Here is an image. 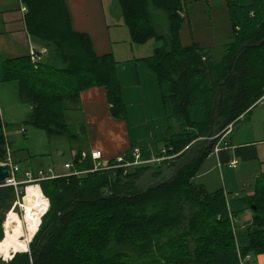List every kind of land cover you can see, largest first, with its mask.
<instances>
[{"label": "trees", "instance_id": "trees-1", "mask_svg": "<svg viewBox=\"0 0 264 264\" xmlns=\"http://www.w3.org/2000/svg\"><path fill=\"white\" fill-rule=\"evenodd\" d=\"M22 1L30 35L47 47L42 58L6 61L5 78L17 80L22 100L33 106L25 124L51 140H79L67 113L80 108L82 92L94 86L106 89L113 116L125 118L113 54L98 55L91 36L74 29L65 0ZM119 3L131 41L157 43L142 59L160 82L168 138L158 157L166 158L129 166L115 158L110 167L95 168L91 154L83 157L78 149L72 159L78 174L36 181L49 209L30 243L5 264H241L248 255H263L264 173L252 194L231 199L196 178L224 130L233 124L231 134L264 96V0H227L232 35L219 60L196 42L182 44L185 0ZM157 10L167 15L168 35L157 31ZM7 148L0 119V160ZM122 158L134 161L131 151ZM20 171L17 186L0 183L3 211L24 195L28 183ZM246 206L253 218L239 235L232 218ZM3 223L0 214V240Z\"/></svg>", "mask_w": 264, "mask_h": 264}, {"label": "crops", "instance_id": "crops-1", "mask_svg": "<svg viewBox=\"0 0 264 264\" xmlns=\"http://www.w3.org/2000/svg\"><path fill=\"white\" fill-rule=\"evenodd\" d=\"M65 1L74 29L91 36L98 55L113 54L117 60V74L122 85L123 101L127 110L125 118L115 117L112 114L111 104L108 102L104 87L94 86L84 90L81 94V107L67 113L68 122L73 112H81L84 114L82 121L73 124L70 123L71 121L69 122L78 130L77 132H82L84 128L85 134L88 133L89 129H92L91 132L98 131L103 135L117 127L115 130L118 134V141L109 150L98 144L76 145L71 147L72 159L77 155L78 149H82V155L84 152L91 154L92 151L99 150L102 153L100 161L108 163L115 159L114 157H117L116 159L124 157L128 151H131L134 156V149L139 148L143 162H154L168 137L165 134L167 118L158 74L142 59L151 55L153 50L150 53L146 49V52L142 53L141 50L144 45H137L131 41L119 0ZM185 2L187 8L183 13L186 17L184 24H188L192 33V25L197 27V23L201 22L200 19L207 22L211 19L217 20L219 17L220 19L226 17L229 19L230 34L232 35L227 0H185ZM193 6L195 14L192 13ZM26 12L27 6L22 0H0V119L6 138L7 140L11 138V141L13 134L25 135L27 133L26 127H36L25 124V120L31 114L33 106L22 100L18 81L5 78L6 61L32 54L33 50L36 53L39 52L40 54L36 55L41 58L47 53L46 44L30 35L25 20ZM209 36L210 34H208ZM201 37L204 38L203 34H197V40H193L192 43H198L200 47L208 49L212 55L214 42L212 40L205 42ZM125 44H127L126 47ZM258 105L264 104H257L256 106ZM29 130L34 132L33 129ZM44 132L48 140L51 141L46 131ZM233 132L221 136L218 141L221 149L217 154L209 156L202 166V168L205 166L208 159H215L216 167L218 169L222 168L223 179L221 186L210 192L223 189L229 199L252 194L255 182L264 173V166L262 165L264 163V138L242 140L232 138ZM40 137L42 140L45 139L43 136ZM11 153L12 162L17 164L19 170H21V150L12 149ZM32 157L35 158V156ZM72 159L64 163V168L65 164L72 161ZM232 161L237 162L235 166L230 164ZM242 166L253 170L254 184L247 188H245L246 184L245 179L241 176L242 173L238 174ZM50 168L54 175L60 174L54 172L52 167ZM50 168H35L30 164L25 167L24 174L26 171H30L34 176H37L39 171L48 172ZM68 172L69 169L61 174ZM198 176L200 177V174ZM200 183L206 188L203 182ZM247 210H251L249 206L245 207L242 214ZM252 218L253 213L251 210V213L243 219V225L246 229L251 225ZM237 219L238 217L233 221L236 223ZM12 257L4 259L0 256V264H5ZM259 259L261 264H264V254L259 255Z\"/></svg>", "mask_w": 264, "mask_h": 264}, {"label": "rangeland", "instance_id": "rangeland-1", "mask_svg": "<svg viewBox=\"0 0 264 264\" xmlns=\"http://www.w3.org/2000/svg\"><path fill=\"white\" fill-rule=\"evenodd\" d=\"M192 13L195 14L194 6L192 7ZM154 16H155L154 18H156L155 24L158 33L168 35L169 30H168V20L166 13L157 10L154 11ZM200 21L201 22L197 23V27H193L192 25L193 33L190 30L187 23H185L182 26L180 32L181 42L183 45H189L190 43H192L193 40H197L196 39L197 34L199 35L201 33L204 36V38L203 37L201 38L205 42H207L208 40H212L214 42L213 51H212L213 59L219 60L222 57L224 45L226 42L230 40V36H231L230 34L231 27H230L229 19L226 17L220 19L219 17V19L217 20L211 19V21H207V22L205 21L206 23L202 19H200ZM208 34H210L209 37ZM156 44H157L156 41L154 39H151L146 45L143 46L141 50L142 53L146 52V49L147 52L149 51L151 53L154 46H156ZM126 45L127 44H125V47ZM83 116L84 114L81 112L79 113L73 112L69 117L71 121L69 122L71 124L80 122L83 120L84 118ZM26 129H27V133L25 135L13 134L14 136L12 137V141L11 138H8L10 140V141L8 140L9 141L8 146L11 152L12 149L21 150L20 159L22 160L21 162L22 168L21 171L18 172L19 174L23 173L25 167L29 166L30 164H32V166L35 168L40 167L43 169H48L52 167L54 169V172L61 174L68 170L64 168V163L72 159L71 147L80 144L90 145L91 143V145L98 144L100 146H104L109 150L112 149V147H114L118 141V134L117 131L115 130L117 129V127L114 128L112 131H109L108 133L103 135L98 133V131L91 132L92 129H89L87 134L79 131L78 133L80 134V138L79 140H77V142L76 141L72 142L67 138H54L51 141H49L43 130L33 127H26ZM29 129H33L32 131L34 132H30ZM74 130L78 131L76 128ZM40 136H43L45 139L42 140ZM231 137L242 140H254V139L257 140L260 138H264V105L255 106L251 110V112H249L242 119H240L235 124L234 132L231 135ZM32 156H35V158ZM213 165H214V169H213ZM262 165L264 166V163ZM249 167L251 166L249 165ZM249 167L242 166L238 171V174L242 173L241 176L245 179V184H246L245 188L250 187L252 184H254L253 183L254 177H252L253 170L252 168ZM220 169L216 167L215 159H208L205 163V166L201 169L199 173L200 177L198 176L196 178L197 182L198 183L203 182L206 185L208 191L215 190L216 188L220 187L222 184L223 172H222V168ZM30 184H36V183L32 182L29 183L28 185ZM27 186L23 187V190L21 189L24 192L23 195L24 197L26 195ZM22 202L23 201H21V203ZM13 206L12 208H14ZM23 209H24L23 207L21 208L19 206L15 207L14 209L22 219L25 214V211ZM8 212L9 211H3L0 209V214H4V222ZM249 213H251V210H247V212H244L243 214L241 212L238 215L236 224L239 235L247 231V229L243 225V219H245L249 215ZM24 226H26L25 222H24ZM3 227H4V223H3ZM26 244L27 243H24V245ZM14 254L12 256H14ZM248 260H251V264H261L259 256L254 254H251Z\"/></svg>", "mask_w": 264, "mask_h": 264}, {"label": "bare ground", "instance_id": "bare-ground-1", "mask_svg": "<svg viewBox=\"0 0 264 264\" xmlns=\"http://www.w3.org/2000/svg\"><path fill=\"white\" fill-rule=\"evenodd\" d=\"M24 199V203H21L25 211L23 219L13 209L8 212L4 222L5 237L0 241V255L6 259L11 257L14 251L23 248L24 243H30L39 229L42 216L49 209V199L42 193L38 184L27 186Z\"/></svg>", "mask_w": 264, "mask_h": 264}, {"label": "built area", "instance_id": "built-area-1", "mask_svg": "<svg viewBox=\"0 0 264 264\" xmlns=\"http://www.w3.org/2000/svg\"><path fill=\"white\" fill-rule=\"evenodd\" d=\"M32 55L37 56L36 53H35V50L32 51ZM257 104H264V96L258 100L256 102V105ZM233 129V124H230L224 131V134H228L231 130ZM223 134V135H224ZM221 149V146H220V143L216 144L213 152L211 155L213 154H217L219 152V150ZM167 149H162V152H166ZM134 161L133 162H130V163H122L123 162V158H118V162H120L119 165H126V166H129V165H137V164H141V163H144L141 159V155H140V149L139 148H135L134 149ZM210 155V156H211ZM86 156V152L83 153V157ZM91 156L93 159L96 160V165H95V168H108L110 167L109 165V162L108 163H104V162H101L100 160L102 159V153L101 151L99 150H95V151H92L91 152ZM164 158H166L165 156H162V157H157L154 159V161H162ZM0 163L2 164H8L10 166V170H11V176L10 178L6 181L7 184H12V185H15L17 186L19 184V182L16 180L15 178V173L17 171H19V166L17 164H14L12 162V154H11V151L9 148H7V157L5 160H0ZM236 161H232L230 164L232 166H235L236 165ZM65 168L69 169V172L66 173L67 175H70V174H78L79 172L74 168V165H73V161H70L68 163L65 164ZM25 175L27 177V179L23 180L22 182L23 183H32V182H35L38 181V180H42V179H48V178H54L56 177L57 175H54L53 174V171L52 169L50 168L48 172H44V171H39L37 176H34L33 173H31L30 171H26L25 172ZM24 199V196L22 197H18V199L15 201V204H14V208L19 206L22 208V205H21V201ZM233 220V218H232ZM249 256L248 255L246 258L242 259L241 260V264H246V261L249 259Z\"/></svg>", "mask_w": 264, "mask_h": 264}, {"label": "water", "instance_id": "water-1", "mask_svg": "<svg viewBox=\"0 0 264 264\" xmlns=\"http://www.w3.org/2000/svg\"><path fill=\"white\" fill-rule=\"evenodd\" d=\"M36 53V52H35ZM36 54H40L37 52ZM11 176L10 166L8 164L0 163V183L6 182ZM25 201V199H23Z\"/></svg>", "mask_w": 264, "mask_h": 264}]
</instances>
